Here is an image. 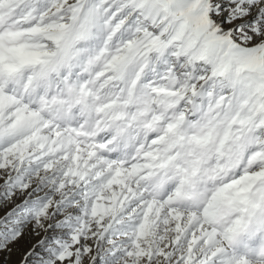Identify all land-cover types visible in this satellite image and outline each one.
<instances>
[{"label":"snow or ice","instance_id":"obj_1","mask_svg":"<svg viewBox=\"0 0 264 264\" xmlns=\"http://www.w3.org/2000/svg\"><path fill=\"white\" fill-rule=\"evenodd\" d=\"M0 264H264V0H0Z\"/></svg>","mask_w":264,"mask_h":264}]
</instances>
